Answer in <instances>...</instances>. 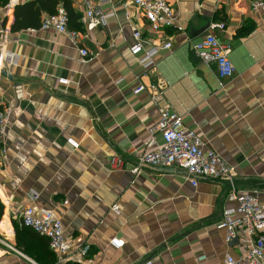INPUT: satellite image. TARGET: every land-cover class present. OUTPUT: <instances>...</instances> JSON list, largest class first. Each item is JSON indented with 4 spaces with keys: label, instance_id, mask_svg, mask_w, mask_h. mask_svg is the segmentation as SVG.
<instances>
[{
    "label": "crops",
    "instance_id": "1",
    "mask_svg": "<svg viewBox=\"0 0 264 264\" xmlns=\"http://www.w3.org/2000/svg\"><path fill=\"white\" fill-rule=\"evenodd\" d=\"M29 1L0 8V112L8 109L0 141V264H225L227 255L237 258V243L227 244L215 228L227 205L226 179H199L193 187L175 168L143 167L137 175L130 169L147 150L158 108H166L231 166L236 188L255 194L264 207V13L250 11L249 0H167L180 30L166 32L170 51L144 70L142 55L130 52L132 31L146 29L137 10L127 18L115 0H92L96 12L114 15L92 31L81 25L74 44L51 29L12 32L14 7ZM68 1L79 23L83 5ZM212 23L224 29L212 30ZM207 34L230 47L234 74L222 89L214 65L202 63L193 49ZM80 50L91 56L85 63ZM140 85L144 90L134 94ZM155 141L160 145L161 137ZM113 156L124 168H109ZM29 206L61 221L70 241L61 258L49 246L16 239L19 213ZM114 238L124 241L121 249L110 246Z\"/></svg>",
    "mask_w": 264,
    "mask_h": 264
},
{
    "label": "built area",
    "instance_id": "2",
    "mask_svg": "<svg viewBox=\"0 0 264 264\" xmlns=\"http://www.w3.org/2000/svg\"><path fill=\"white\" fill-rule=\"evenodd\" d=\"M84 7L79 23L86 31H92L96 27L106 25L114 13L96 12L92 0H75ZM123 9L126 17L130 18V10L140 12L146 29L132 31L133 45L130 48L132 55L141 54L139 65L144 70L154 67L156 57L165 51H170L172 45L167 35L168 30L180 29L176 27V10L167 0H115ZM250 11L264 13V0H249ZM212 30L224 29L223 23H212ZM40 30H54L58 34L68 36L72 43H77L78 32L68 28V16L61 6L54 15L44 16ZM34 31V30H29ZM167 35V36H166ZM161 36V40L150 43L152 37ZM163 37V38H162ZM149 44L148 49L144 48ZM193 49L202 63L214 65L216 79L222 89L226 81L234 74V67L229 58L230 47L222 43L214 34H207L193 45ZM81 62H87L91 56L86 50L79 51ZM5 56L4 58H8ZM3 55L0 54V66ZM13 64L15 59L9 57ZM59 84L67 85L68 81L58 80ZM144 90L142 85L134 90V94ZM158 120L148 130L149 140L147 150L136 154V163L130 169L132 174L137 175L143 167L159 169L175 168L183 172L186 179L193 187L199 179L218 180L226 179L228 188L225 192L226 206L222 209L220 220L215 223V228L224 231L227 244L237 243L239 254L237 258L229 255L225 257V264H264V207L259 203L255 194L240 191L236 188L232 177V168L225 163L215 151L207 148L203 141L182 123L181 117L166 108H158ZM8 109L0 112V141L6 133ZM161 137V144L157 145L155 136ZM67 145L72 150L79 148V143L71 138L67 139ZM5 154L0 149V169L2 168V156ZM109 168L119 170L124 168V161L119 156H113L108 162ZM118 214V211L112 208ZM19 222L22 227L30 229L36 235L48 242L49 248L61 258L70 248V241L64 236L61 221L54 217L51 211L26 207L19 213ZM124 241L114 238L110 246L121 249ZM87 249L81 253L84 255ZM142 264H153L148 260Z\"/></svg>",
    "mask_w": 264,
    "mask_h": 264
},
{
    "label": "trees",
    "instance_id": "3",
    "mask_svg": "<svg viewBox=\"0 0 264 264\" xmlns=\"http://www.w3.org/2000/svg\"><path fill=\"white\" fill-rule=\"evenodd\" d=\"M9 0H0V8L5 7ZM62 5L68 16V28L72 31H80L81 24L78 23V16L73 12L68 0H32L22 5L14 7V22L11 26L12 32L21 30H37L40 28L44 16L54 15L57 8ZM3 215V206L0 202V220ZM16 239L25 237L33 243H38L48 247L47 241L33 233L30 229L21 225L14 226ZM19 243V241H17Z\"/></svg>",
    "mask_w": 264,
    "mask_h": 264
},
{
    "label": "water",
    "instance_id": "4",
    "mask_svg": "<svg viewBox=\"0 0 264 264\" xmlns=\"http://www.w3.org/2000/svg\"><path fill=\"white\" fill-rule=\"evenodd\" d=\"M160 170H165L166 171V170H171V169H160Z\"/></svg>",
    "mask_w": 264,
    "mask_h": 264
}]
</instances>
